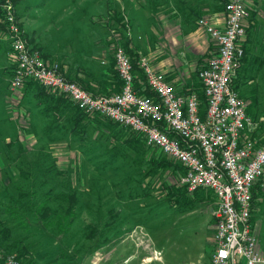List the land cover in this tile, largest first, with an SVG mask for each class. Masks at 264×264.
Instances as JSON below:
<instances>
[{"label": "rangeland", "instance_id": "374dc122", "mask_svg": "<svg viewBox=\"0 0 264 264\" xmlns=\"http://www.w3.org/2000/svg\"><path fill=\"white\" fill-rule=\"evenodd\" d=\"M2 1L12 4L25 40L41 47L47 61L63 69L57 57L63 42L58 35L55 38L56 32L48 31L53 22L50 26L49 20H37L35 15L44 16L49 3L60 13L76 7L77 12L87 13L86 2ZM112 5L120 11L118 3ZM3 10L0 5V219L10 227L11 239L28 248L32 264H124L129 257L128 264H145L143 257L150 256L181 264L197 261L201 254L206 255L203 263L211 262L216 246L212 215L216 197L202 194L189 202L190 191L180 182L178 164L163 161L160 150L141 137L128 141L129 133L107 127L103 121L91 120L84 126V119L76 125L74 109L47 108L49 101L39 95L42 87H36L38 95L24 85L12 90L11 66L16 61ZM115 20L110 13L103 20H92L98 31L118 35L111 42L113 55L131 37L127 20L122 25ZM26 22L35 29L37 43L26 34ZM81 26L87 33V27ZM210 49L211 55L199 60L197 71L216 54L215 44ZM138 55L151 63L147 54ZM76 129L80 131L75 133ZM74 191L77 202L68 225L71 205L67 199ZM8 209L17 210L23 223L11 218ZM252 224L264 247V192L252 202ZM4 251L15 253L19 264L24 263L17 248Z\"/></svg>", "mask_w": 264, "mask_h": 264}, {"label": "built area", "instance_id": "2783aa9c", "mask_svg": "<svg viewBox=\"0 0 264 264\" xmlns=\"http://www.w3.org/2000/svg\"><path fill=\"white\" fill-rule=\"evenodd\" d=\"M16 61L10 88L33 79L55 94H65L88 113L102 114L143 135L147 145L179 162L185 169L180 182L193 192L210 189L216 197V246L211 264L264 262L252 224L254 190L264 188V140L254 135L259 122L247 112L248 102L233 86L244 56L245 24L250 9L244 0H225V21L197 20L216 46V54L198 73L205 104L195 90L180 92L148 58L142 68L155 98L135 87L130 56L122 46L114 52L121 90L94 95L66 78L58 63H49L38 49H31L15 22L12 4L2 1ZM0 264H19L15 253L0 249Z\"/></svg>", "mask_w": 264, "mask_h": 264}, {"label": "crops", "instance_id": "0c3cea01", "mask_svg": "<svg viewBox=\"0 0 264 264\" xmlns=\"http://www.w3.org/2000/svg\"><path fill=\"white\" fill-rule=\"evenodd\" d=\"M84 2L87 13L77 12V7L73 9L74 11L60 13L55 11L58 8L49 3L45 17L37 14L35 16L37 20H49L50 26L53 22L48 31L56 32L55 38L58 35L63 42L58 47L62 52H58L57 57L61 59L66 75L87 76L89 81L101 86L105 84L106 87L111 81L110 67L113 59L111 50L114 48L111 42L117 41L118 35L98 31L92 22L103 20V15L109 13L116 16V13H112L114 11L112 4H119L121 20H127L131 26L129 40L131 48L140 55L147 54L151 58L152 67L162 73L180 92L190 89L195 80H198L199 60L206 53H211L213 49H210V44H215L205 29L198 25V18L206 17L219 25L225 21L224 8L219 0H84ZM244 2L250 11L255 12L253 19L256 22L253 20L250 23L251 18L246 21L249 32L243 41L246 42L248 49L247 58L241 63L237 83L239 92L248 101L247 111L259 122L254 135L263 141L264 97L261 96H264V92L260 90L264 91V0ZM113 15L112 18L115 19ZM29 18L26 19L30 20ZM106 18L108 19V16ZM81 25L87 27V33L82 31ZM24 28L34 43L40 40L34 32L35 29L30 28L27 22ZM30 93L37 94V90L31 89ZM257 246L264 255V247L260 245L259 240ZM213 249L207 255L211 254ZM200 256L197 261L186 260L181 264H211L210 259L207 263L202 262V256H206L205 254ZM131 260L132 257L124 259V264ZM142 261L145 264H157L156 261L160 264H179L170 259L151 256L143 257ZM238 264L246 263L240 258Z\"/></svg>", "mask_w": 264, "mask_h": 264}, {"label": "trees", "instance_id": "16d2710c", "mask_svg": "<svg viewBox=\"0 0 264 264\" xmlns=\"http://www.w3.org/2000/svg\"><path fill=\"white\" fill-rule=\"evenodd\" d=\"M2 1V0H1ZM221 2V4L223 5V8H224V1L225 0H219ZM114 11H112V13H116L117 16L115 21H118L119 23H121L120 25H122V17L120 15V12H118L116 9H113ZM252 12V13H251ZM113 15V14H112ZM255 15V12L252 10L250 11V17L249 19L251 18L252 20H250V23L253 22V16ZM254 22H256L254 20ZM249 32V27H247V25L245 24V35L246 33ZM27 45L29 48L31 49H38L42 56L47 60V56L46 54H44L42 52V48L41 47H38V46H34L32 45L31 42L27 41ZM243 45V48H244V56L242 57V62L247 58V45H246V42L243 41L242 43ZM38 47V48H37ZM124 48L126 50V52L128 53V55L130 56V60L132 62V66H133V70L135 72V75H136V78H135V87L137 89V92L141 95H147V96H151V97H154L155 98V93L153 92V90L151 89V87H149L148 83H147V80H146V77H145V74L142 70V68L140 67L139 65V55L136 51H134L131 46H130V42L127 41L124 43ZM210 52L206 53L203 57H201L200 59L203 60L205 56L207 55H211L209 54ZM205 66V65H204ZM203 66V67H204ZM16 66H11V71L12 73L14 72V69H15ZM60 69L62 70V72L64 73V75L66 76V78H68L69 80H72V81H75L76 83H78L82 88H84L85 90H87L88 92L94 94V95H101V94H110V93H114V92H119L121 90V86H122V82L117 74V71H116V68H115V59H114V55H113V59H112V63H111V67H110V72H111V81L109 82V86L106 87L105 84H103L102 86L101 85H97L91 81L88 80L87 76H79V77H70V76H67L66 73L64 72V70L60 67ZM200 70H198V73H199ZM240 72H241V69L239 68L238 72H237V75L234 79V82H233V86L239 91V88H238V83H237V78H239V75H240ZM12 75V74H11ZM87 75L88 74V71H87ZM198 76V74H197ZM102 84V83H101ZM23 85L26 87L25 89H38L36 87H42V91L40 92V94L42 95H45V98L47 99L48 102V109L50 110H61L63 111L64 109H67L68 107L71 108V109H74V112L72 114V116L74 117V120L76 121V125H80V122L83 121L84 119H87L86 120V124H83L84 126H87V125H90L91 124V120H97V122H104V124L107 126V127H112V128H121L122 130H124L125 132L124 133H129L130 136H128V141H134L136 142L137 138H140L143 139L145 141V137L133 130H131L129 127L127 126H124L102 114H99V113H88L86 111H84L83 109L79 108L74 102L73 100L65 95V94H55V93H52L50 91L49 88L41 85L40 83H38L37 81L33 80V79H29V80H26L24 81ZM111 88L113 90H111ZM191 90H195L200 99H201V102H202V106L203 104H205V96H204V93H203V90H202V86H201V82H200V79L198 77V81L197 82H194V85L184 91V92H187V91H191ZM39 93V91H37V94ZM240 93V92H239ZM240 95L242 97L245 98V96L240 93ZM248 107V105H247ZM248 110V108H247ZM248 112V111H247ZM248 114L254 119V117L248 112ZM106 119V121L104 120ZM255 120V119H254ZM80 130L79 129H76L75 133H78ZM84 131H81V133H83ZM157 148V147H156ZM158 149V148H157ZM160 150V149H159ZM160 153H162V151L160 150ZM164 155V158H163V161L164 160H167L168 162L170 161H173L175 162L176 164H178L180 170H181V174L184 173V168L182 167V165L175 161L174 159H172L171 157ZM168 158V159H167ZM167 164V163H165ZM185 187V186H184ZM70 188V187H69ZM186 188V187H185ZM72 190H74L72 188ZM187 191V190H186ZM260 192H264V188H257L254 190V193H253V200L256 196L257 193H260ZM212 193L214 196L215 194L208 188H199L193 192H189V194L191 196H188V199H189V202H192L193 199L192 197H200V195L202 194H210ZM194 194L196 196H194ZM69 201V204L71 205V208L70 210H68V214H67V217H68V220H67V224H71L72 223V215H73V211H74V208L75 205H76V202H77V196L75 194V191L70 193L68 199ZM7 214H9L11 216V218L13 219H21L20 223H23V220L19 214V212L17 210H13V209H8L7 211ZM4 212V213H6ZM115 215V214H114ZM114 218V217H113ZM8 247L10 248H17V251H18V255H19V259L21 260H24V263L23 264H32L30 261H31V258H29L28 256V253H29V250L28 248L21 244H17L16 241L12 240L11 239V234H10V227L6 226L5 225V220H2L0 219V249L1 250H5L7 249ZM30 262V263H29Z\"/></svg>", "mask_w": 264, "mask_h": 264}]
</instances>
